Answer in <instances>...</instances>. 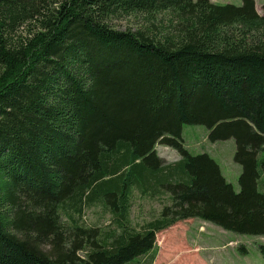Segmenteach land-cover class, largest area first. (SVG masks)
<instances>
[{
  "label": "trees",
  "instance_id": "16d2710c",
  "mask_svg": "<svg viewBox=\"0 0 264 264\" xmlns=\"http://www.w3.org/2000/svg\"><path fill=\"white\" fill-rule=\"evenodd\" d=\"M131 16L144 26H112ZM187 124L235 139L239 192ZM263 179L255 0H0V264H153L158 233L192 219L264 237ZM135 192L171 202L140 231ZM96 206L110 234L81 223Z\"/></svg>",
  "mask_w": 264,
  "mask_h": 264
},
{
  "label": "rangeland",
  "instance_id": "374dc122",
  "mask_svg": "<svg viewBox=\"0 0 264 264\" xmlns=\"http://www.w3.org/2000/svg\"><path fill=\"white\" fill-rule=\"evenodd\" d=\"M211 1L216 5L241 6L243 0ZM255 2L257 11L264 16V0ZM144 23L141 16H131L114 19L112 26L118 30H137ZM208 135L209 131L203 125H185L182 133L185 148L192 155L206 153L212 157L220 165L225 179L239 192L242 167L235 162V139L213 143ZM164 149L160 148L158 153L167 163L179 160L177 151ZM260 188H264V181ZM170 203L168 194L152 198L135 192L131 200L130 224L136 231H140L144 224L157 219L163 207ZM83 212V226L99 228L105 234L116 230L112 217L104 213L101 206L85 208ZM157 245L158 253L153 264H264V255L260 250L264 247V237L239 235L198 219L179 222L158 233Z\"/></svg>",
  "mask_w": 264,
  "mask_h": 264
},
{
  "label": "crops",
  "instance_id": "0c3cea01",
  "mask_svg": "<svg viewBox=\"0 0 264 264\" xmlns=\"http://www.w3.org/2000/svg\"><path fill=\"white\" fill-rule=\"evenodd\" d=\"M160 148H163V149H164V148H167V147H165V146H161V145H158L157 148H156L157 151H158ZM167 149H170V148H167ZM164 150H165V149H164ZM172 150H173V149H172ZM173 151H174V150H173Z\"/></svg>",
  "mask_w": 264,
  "mask_h": 264
}]
</instances>
